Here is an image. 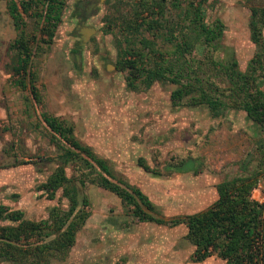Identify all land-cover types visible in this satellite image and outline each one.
I'll list each match as a JSON object with an SVG mask.
<instances>
[{
	"label": "rangeland",
	"instance_id": "rangeland-1",
	"mask_svg": "<svg viewBox=\"0 0 264 264\" xmlns=\"http://www.w3.org/2000/svg\"><path fill=\"white\" fill-rule=\"evenodd\" d=\"M85 1L92 10L83 23L82 0L63 1L48 44L40 41L46 37L37 31L38 20L22 14L23 31L37 39L31 47V70L40 98L35 101L28 77L22 88L12 72L17 52L10 44L18 31L6 0H0V203L34 220L45 217L52 205L66 204L60 189L48 199L40 188L68 149L46 127L42 114L70 125L74 137L106 162L109 179L137 187L164 219L202 209L214 199L217 182L255 171L251 195L263 200L264 153L259 144H264V132L242 110L226 107L212 116L203 105H173L169 95L174 84L167 79L147 87L126 85V71L117 64L120 48L137 46L151 64L152 51L156 61L178 56L162 26L136 28L139 17L148 16L143 7L152 0H94L89 8L92 0ZM250 6L264 7V0L202 4L203 20L222 24L212 58L234 59L241 71L255 50L249 39ZM163 8L167 18L174 17L170 0ZM204 52L200 46L182 54L193 57L196 65ZM206 65L200 66L219 75ZM261 87L264 91V81ZM94 169H86L80 160L64 166L67 186L88 201V215L65 257L49 264H225L215 256L193 261L182 224L136 219L116 195L90 181L98 173Z\"/></svg>",
	"mask_w": 264,
	"mask_h": 264
},
{
	"label": "trees",
	"instance_id": "trees-1",
	"mask_svg": "<svg viewBox=\"0 0 264 264\" xmlns=\"http://www.w3.org/2000/svg\"><path fill=\"white\" fill-rule=\"evenodd\" d=\"M63 1L20 0L17 4L14 0H6V10L18 31L10 44L17 52L12 72L19 76L16 83L22 88L26 85L24 76L28 77L29 91L35 101L40 98L31 70V47L37 39L23 31L21 16L32 15L38 20L37 31L46 37L40 41L48 44L60 19ZM165 1L152 0L145 5L143 9L148 11V16H137L141 21L136 23V28L143 26L152 30L162 26L164 35L177 47L178 56L174 60L160 58L156 61L152 51L151 57L155 61L151 64V58L137 46L120 48L117 64L126 71V85L129 88H135L137 84L147 87L153 81L167 79L174 84L169 95L173 105H203L212 116L226 107L240 109L264 132V91L261 88L264 79V7H249V39L255 50L241 71L234 59L223 62L212 58L211 52L221 36L222 24L218 20L212 24L203 20L202 4L205 0H170L176 11L173 18L164 15ZM200 46L205 48L200 63L195 65L193 57L183 56V50L189 55L192 48ZM181 56L183 60L179 59ZM202 64H207V69L210 67L220 72L219 75H210L200 66ZM216 76H220L219 80L214 79ZM41 117L49 131L59 137L68 149L62 152L60 164L41 182L40 188L48 199H52L60 189L66 204L52 205L45 217L34 220L25 218L21 210L0 203V262L49 264L65 257L76 231L88 215L87 199L78 197L75 190L67 186L69 178L64 172L68 161L80 160L86 169H98L90 181L116 195L128 205L136 219L169 226L182 224L184 237L192 246L193 261L215 256L225 264H264V199L259 201L251 195L257 183L256 171L217 182L214 199L202 209L164 219L157 216L153 203L137 187L110 180L106 162L74 137L70 125L56 116L42 114ZM259 147L264 153L262 142ZM139 165L149 171L145 164Z\"/></svg>",
	"mask_w": 264,
	"mask_h": 264
},
{
	"label": "flooded vegetation",
	"instance_id": "flooded-vegetation-1",
	"mask_svg": "<svg viewBox=\"0 0 264 264\" xmlns=\"http://www.w3.org/2000/svg\"><path fill=\"white\" fill-rule=\"evenodd\" d=\"M87 2L88 1H85V0H82V2L80 3V4H82L83 5V9H82V12H81V14H80V17L82 18V19H80V22H82L83 23V20L85 19V17L87 16V14H88V16L90 15V12H91V8L88 10L85 6L87 5ZM95 2L96 1H94V0H92V2H90V4L88 5V8H89V6L90 5H93V4H95ZM79 4V5H80ZM86 9V10H85Z\"/></svg>",
	"mask_w": 264,
	"mask_h": 264
},
{
	"label": "crops",
	"instance_id": "crops-1",
	"mask_svg": "<svg viewBox=\"0 0 264 264\" xmlns=\"http://www.w3.org/2000/svg\"><path fill=\"white\" fill-rule=\"evenodd\" d=\"M264 81V80H263ZM262 84V83H261ZM262 88V87H261ZM263 89V88H262Z\"/></svg>",
	"mask_w": 264,
	"mask_h": 264
}]
</instances>
